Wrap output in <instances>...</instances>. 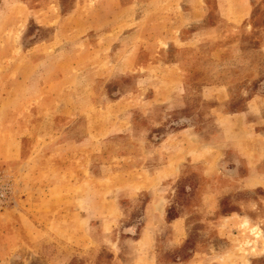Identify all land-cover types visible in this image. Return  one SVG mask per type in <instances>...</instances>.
Wrapping results in <instances>:
<instances>
[{
	"label": "rangeland",
	"instance_id": "374dc122",
	"mask_svg": "<svg viewBox=\"0 0 264 264\" xmlns=\"http://www.w3.org/2000/svg\"><path fill=\"white\" fill-rule=\"evenodd\" d=\"M139 1L95 38L96 0H0V264H264L262 53L219 83L263 46L264 0Z\"/></svg>",
	"mask_w": 264,
	"mask_h": 264
},
{
	"label": "crops",
	"instance_id": "0c3cea01",
	"mask_svg": "<svg viewBox=\"0 0 264 264\" xmlns=\"http://www.w3.org/2000/svg\"><path fill=\"white\" fill-rule=\"evenodd\" d=\"M144 6L145 5H143V3L139 0H96L93 6V9H92V13H99V18L97 20L91 19V21L88 22L87 26L89 28V31L92 30V32L95 34L96 32H98L99 35L98 36L95 35V38H99V36L101 35V32H105L106 35H110L112 34V31H116L117 29H125L128 27V22L132 20L131 19L132 13H135V12L137 13V12L144 10ZM78 11H79V8L77 7L76 13H78ZM202 13L203 11L198 6H193L190 9H187L186 12L182 14L180 20L174 21V24L171 27H173L177 23L179 24L177 27H184V28H187L190 25H196L199 22H201L203 18ZM162 26L164 28H167L166 24H162ZM212 33H213V30L211 27H205V28H201L198 31L192 33L186 40H179L178 43L182 46L181 48H178L179 54L184 52V50H180V49H183V47L196 45V43H199V45L203 47L210 46L211 37H207V36L211 35ZM165 37L166 36L164 37L161 36V39H162L161 42H163L164 44L174 43V40L172 37L170 38H165ZM113 42H114L113 36L106 37L103 40V44L105 45H111ZM232 49L234 51L229 53L224 58L227 61V64L225 66V73L221 77V78L224 77L225 79L231 78V81H229L228 83V81L221 79L219 83L221 87L223 88L224 87L227 88L229 84H234L237 82L239 83V82L254 81V79H257L259 77V71H258L259 67L257 64L260 62L259 61L260 58L257 60L259 62L256 63L255 57L258 53H262L263 58H264V43H263V46H261L260 48L251 49L247 53L245 51L242 52L239 49L235 50L234 47H232ZM210 58L213 59L209 55L208 63L213 62V60H211ZM102 59L104 60L105 58L103 57ZM107 59L109 62H111L112 58L107 56ZM100 62H101V59H99L98 61V66H97L98 68L96 70L97 77H103L107 75L105 74L106 70H101V68L99 67ZM112 62H113V59H112ZM173 65L175 66V69H177V72L179 71V74H178L179 76L180 75L187 76L190 74L189 72L191 69H189V71L181 70V68L183 69V67H181L182 64L180 61V57L177 56V59L173 63ZM220 92H222V90L219 91V93ZM246 114L247 113L244 112V113L236 115L235 117L239 119L241 118L243 119V117ZM241 115H243V117H241ZM226 119L227 118H222L221 121H224L227 123ZM241 146L242 145H240V147ZM232 147L234 146L231 145V148ZM167 170H168V165H165L163 169L160 170L158 173H163L164 171H167ZM60 235L62 236L63 233H61ZM64 236L66 237L67 235L64 234ZM77 237H80V236H77ZM8 251L9 250L7 248L1 247L2 258H5L7 256L6 253H8Z\"/></svg>",
	"mask_w": 264,
	"mask_h": 264
},
{
	"label": "trees",
	"instance_id": "16d2710c",
	"mask_svg": "<svg viewBox=\"0 0 264 264\" xmlns=\"http://www.w3.org/2000/svg\"><path fill=\"white\" fill-rule=\"evenodd\" d=\"M174 218H175V216L171 215L169 211L166 212V220L167 221L172 220Z\"/></svg>",
	"mask_w": 264,
	"mask_h": 264
}]
</instances>
